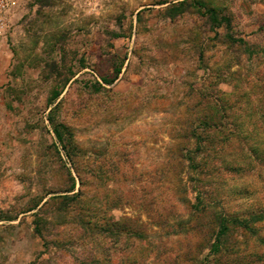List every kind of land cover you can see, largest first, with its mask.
I'll list each match as a JSON object with an SVG mask.
<instances>
[{
	"label": "rangeland",
	"instance_id": "1",
	"mask_svg": "<svg viewBox=\"0 0 264 264\" xmlns=\"http://www.w3.org/2000/svg\"><path fill=\"white\" fill-rule=\"evenodd\" d=\"M7 16L0 264H116L108 229L133 232L123 264H264V219L249 222L264 207V0H10ZM216 99L241 134L201 162L223 140ZM222 214L259 231L233 227L218 257Z\"/></svg>",
	"mask_w": 264,
	"mask_h": 264
},
{
	"label": "trees",
	"instance_id": "2",
	"mask_svg": "<svg viewBox=\"0 0 264 264\" xmlns=\"http://www.w3.org/2000/svg\"><path fill=\"white\" fill-rule=\"evenodd\" d=\"M209 14H210V18H211V24L214 28L219 27L224 25L225 28L229 29L231 27V20L230 18L223 16V17H219L217 12L213 9L210 8L209 10ZM228 38L232 41V42H236L235 38L231 37V34L228 35ZM240 43H243V39L239 40ZM105 83H111L110 80H104ZM213 107L217 110V112L220 113V115L218 116L217 120H211L210 122V127H212V129L214 131H216V133H218V135H222L223 140L218 141L217 143H214L213 141H209L210 145L208 144V153H206V149L207 147H200V149L202 150L201 153L202 154V161H206L207 158H209L211 161H213L219 154L220 152L223 151V146L225 144V142H229L230 136H239L241 134V132H235L232 130H227V126L226 123L229 125L231 124V122H227L225 121L224 123L221 121L224 117L227 119V114L225 112H227V108L226 105L224 103H220L217 99L214 101ZM51 121H53V119H51ZM225 131L227 133H225ZM54 133L56 135V138L58 139V141L60 142V144L62 145V147L64 149H67V145H66V139L65 138V130H64V126L62 124H56V126L54 127ZM199 139V137L197 138ZM199 143V142H198ZM249 153L250 150H249ZM212 154V156H211ZM204 159V160H203ZM208 160V159H207ZM201 162H199L198 165L201 164ZM66 199H71L70 196L65 195L64 196ZM73 199H75L76 196H72ZM46 203H44L45 205ZM43 205V206H44ZM41 211V209L39 210ZM249 222L253 225L256 221H262L264 219V207H259L256 209H252L249 211ZM47 218H43V216L41 215L40 212H38L37 214H35V230L37 232V234L41 237L45 239V234H44V229H45V224ZM218 230L215 234V242L212 245V251H213V255L214 256H220L223 253H227V254H232L234 253L235 249H237V247H235L234 245H229V242L227 244L228 238L230 236V232L231 230H233V227H242L244 229V231L248 230L249 232H251V237L255 236L257 234V231H259L258 229H256V227H251L247 225V221H241L240 218H238L237 216H232L230 214H222L219 219H218ZM80 227L82 230L84 231H90L92 228H89L88 226L90 225L88 222H85L84 220H81V222L79 223ZM87 225V226H86ZM106 233H109L108 235H110L115 242L114 245V249L116 251V264H123L124 257L121 254H124V250L126 247V241L128 238H131L133 234L126 232V229H123V231L121 230V232L118 230L117 232H113L110 229L104 231ZM103 232V233H104ZM130 235V236H129ZM125 236H128L127 239ZM125 238V239H124ZM126 240V241H124ZM264 243V240H261ZM45 242V240H44ZM228 245V246H227ZM112 255V254H111ZM215 260H219V258L214 257V259H212L213 262H215ZM88 262H90L91 264H98L96 260H94V258L88 259Z\"/></svg>",
	"mask_w": 264,
	"mask_h": 264
},
{
	"label": "built area",
	"instance_id": "3",
	"mask_svg": "<svg viewBox=\"0 0 264 264\" xmlns=\"http://www.w3.org/2000/svg\"><path fill=\"white\" fill-rule=\"evenodd\" d=\"M10 5V0H0V37L4 33V28L7 22V10Z\"/></svg>",
	"mask_w": 264,
	"mask_h": 264
}]
</instances>
